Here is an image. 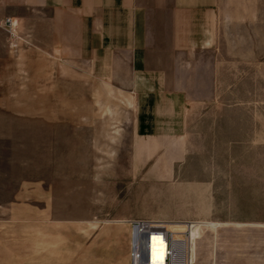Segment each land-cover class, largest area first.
Wrapping results in <instances>:
<instances>
[{
	"label": "rangeland",
	"instance_id": "obj_1",
	"mask_svg": "<svg viewBox=\"0 0 264 264\" xmlns=\"http://www.w3.org/2000/svg\"><path fill=\"white\" fill-rule=\"evenodd\" d=\"M248 11L212 71L155 56L169 71L147 86L41 105L0 72V264H132L134 219L193 225L191 264H264V9Z\"/></svg>",
	"mask_w": 264,
	"mask_h": 264
},
{
	"label": "crops",
	"instance_id": "obj_2",
	"mask_svg": "<svg viewBox=\"0 0 264 264\" xmlns=\"http://www.w3.org/2000/svg\"><path fill=\"white\" fill-rule=\"evenodd\" d=\"M256 2L251 6L250 0H0V18L11 17L15 24L13 36L0 26L6 35L0 42V72L12 74L8 79L20 88L33 90L26 103L41 105L55 103L46 90L71 89L74 84L134 89L144 74L147 86V74L169 71L163 62L153 67L155 56L172 58L182 74L212 71L211 58L227 55L234 19L241 33L245 24H255L249 21V8L264 9V0ZM256 24L264 26V19L258 18ZM102 73L110 74L107 80L97 79ZM25 114L36 117V112ZM127 237L129 232L122 235Z\"/></svg>",
	"mask_w": 264,
	"mask_h": 264
},
{
	"label": "built area",
	"instance_id": "obj_3",
	"mask_svg": "<svg viewBox=\"0 0 264 264\" xmlns=\"http://www.w3.org/2000/svg\"><path fill=\"white\" fill-rule=\"evenodd\" d=\"M0 26L10 35L15 33L11 17L0 18ZM132 264H149L151 238L155 234L163 236L167 243V254L163 264H188L190 246L193 243V225L183 230L170 228L165 222L148 219L130 220Z\"/></svg>",
	"mask_w": 264,
	"mask_h": 264
},
{
	"label": "bare ground",
	"instance_id": "obj_4",
	"mask_svg": "<svg viewBox=\"0 0 264 264\" xmlns=\"http://www.w3.org/2000/svg\"><path fill=\"white\" fill-rule=\"evenodd\" d=\"M166 254H167V243L164 240L163 236L159 234L153 235L151 238V245H150L149 264H163L166 259ZM189 257L187 262H190Z\"/></svg>",
	"mask_w": 264,
	"mask_h": 264
}]
</instances>
